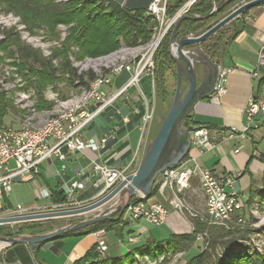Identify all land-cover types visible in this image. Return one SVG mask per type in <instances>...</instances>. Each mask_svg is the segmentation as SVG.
Segmentation results:
<instances>
[{"label": "crops", "instance_id": "1", "mask_svg": "<svg viewBox=\"0 0 264 264\" xmlns=\"http://www.w3.org/2000/svg\"><path fill=\"white\" fill-rule=\"evenodd\" d=\"M236 24L242 25L241 31L226 45L223 60L216 63L218 67L229 69L225 93L221 95L212 93L210 97L201 99L196 103L192 114L196 120L208 123L204 126L220 132L212 149H207L202 154L196 155L197 163L216 173L235 175L236 181L233 188L239 194L247 196L250 194L251 187L261 189V180H264V149L261 145L264 138V118L260 117L256 121V126L247 133H239V129L245 122L244 107L247 98L250 95L264 96V83L258 86V81L264 76V67L261 68L257 77H252L259 62L260 47L264 42V2L250 7L236 21ZM123 75L122 77H128L127 72H123ZM122 85L117 82L113 84L116 88ZM140 88L145 91L146 95H149L151 90L149 80L143 78ZM134 90L135 88H128L130 93ZM128 96L129 99L119 98L113 104L100 110L83 129L82 134L85 138L100 139L104 134H113L107 141L105 150L93 151L88 148L76 153L66 152L67 158L64 161L55 156L44 160L40 164L39 175L36 179L17 178L12 184L11 192L8 195L0 196V217L29 213L33 209L53 207L54 204L48 201L49 198L39 195L38 191L42 188H47L49 191L61 188L67 194L68 186L74 181L84 184L83 189L78 193L91 187L95 177L92 176L89 168L90 159H97L110 166L122 167L138 152L139 160L142 150V146L139 147L142 115L139 113L144 109L134 95L129 94ZM95 104L90 103L89 109L94 110ZM233 127L237 129L236 133L231 131ZM237 148L239 150L236 153L235 149ZM192 154L195 155V152L192 151ZM64 164L65 168H63ZM248 164L251 166L249 170ZM198 181V177L192 178L183 194L186 195V193L198 189L202 201L205 202ZM24 182L32 183L36 201L27 204L15 202L17 189L14 193L13 186ZM99 182L102 183L100 179ZM171 195V191L167 189L156 191L151 195L150 200H157L168 210L165 222L160 225H153L146 219L128 220L118 223L108 231L100 230L85 235H70L57 241L50 240L40 244L37 249H32L29 244L22 243V248L25 251L23 256L5 264H75L101 239L107 246L104 254L113 258L129 253L131 250L128 235H139L143 241L151 244L170 238L174 234L190 233L194 228L186 216H182L172 208ZM40 199L43 200L42 204L37 202ZM18 205L21 206L20 209L17 208ZM14 222L16 221L0 223V232L13 228L12 223ZM6 237L0 234V240H5ZM2 246L1 248L6 250L10 245ZM189 250L191 248L187 251Z\"/></svg>", "mask_w": 264, "mask_h": 264}, {"label": "built area", "instance_id": "2", "mask_svg": "<svg viewBox=\"0 0 264 264\" xmlns=\"http://www.w3.org/2000/svg\"><path fill=\"white\" fill-rule=\"evenodd\" d=\"M196 1L186 0L179 11L167 17L165 13L167 0H150L146 8V14L151 15L157 24L153 28L148 41V51L154 50L158 45L157 43L152 45L157 31L159 30L158 38L160 40L159 34L161 35V31L163 33L166 32L174 22V19L182 12H186L190 5ZM262 43L259 51V62L252 73V77H257L261 68L264 67V42ZM126 54H128V51ZM104 61L102 59L93 61V65L83 66L77 71L78 73H83L91 70L96 77L87 87L78 85V81L75 80L74 85L79 88V93H71L67 98L69 100L60 105L56 113L33 125L32 115H34V111L33 106H31L32 103H30L32 113H23V123L18 127H12L4 123L0 125V196L8 195L11 192L12 184L17 178L25 180L36 179L39 175L41 162L51 156L64 161L67 158L66 152L76 153L88 148L93 151L104 150L107 141L113 134H104L100 139L96 137L85 138L82 134L83 129L90 123L96 113L113 104L119 97L124 96L125 99H129L128 88H131V86L140 87L141 80L144 77L151 78L149 82L151 88L153 87L154 65L148 54L137 53L125 58L124 55H120L115 59L116 63L113 65H108ZM121 69L130 72V77L119 88L111 86L110 76L117 75ZM228 71V68L218 67L216 81L213 85V94L221 95L225 93ZM104 86H108L110 90L105 91ZM91 102L96 103L94 110L88 108ZM141 105L144 110L140 123L139 147L146 141L150 128L149 124L153 116L145 95L142 96ZM260 117L264 118V96L254 97L250 95L244 107L245 122L239 129V133H247L252 127L256 126V121ZM231 131L236 133L237 129L233 127ZM219 134V131L212 130L204 125H198L191 129L189 131L191 141L189 153L175 168L165 169L160 173L158 176L159 181L157 180L158 183L155 186H157V191L159 192L169 189L175 197L174 206L181 211L184 205L178 195H176V192L181 193L188 188L192 178L198 177V182H200L205 197V214L208 225L230 230L238 226L243 227L246 224V219L241 214L249 205L247 202L248 196L239 194L233 188L236 181L235 175L216 173L211 169L201 167L196 161V155H200L205 150L212 149L215 146V141ZM238 150V148L235 149V152L237 153ZM192 151L195 152V155L192 154ZM138 157V152H136L132 159L125 164L124 168H117L102 163L97 159H90L89 168L92 176L95 177L93 186L98 187L102 184L99 179L105 183V187L110 188L115 185L116 182L124 179L132 171L131 165L138 160ZM63 168H65V164ZM83 187L84 184L80 181L72 182L67 188V202L54 205V207L81 203L74 199L78 191L83 189ZM103 190L101 188L97 194L102 193ZM38 192L44 198H49L51 195V191L47 188H42ZM140 197L144 198L142 195ZM151 201L147 199L129 204L126 211V215H130L128 220L146 219L153 225H160L165 222L168 215L167 208L157 202V200L156 202ZM17 208L20 209L21 206L18 205ZM248 210L252 213L250 206H248ZM125 216L124 219H126ZM203 235L206 236L207 233L204 232ZM241 241L246 245L245 239L237 240V242ZM128 242L131 244L145 243L136 235H130ZM5 243H7L6 245L10 244L7 241ZM97 249L103 254L106 253L107 246L104 240L101 239L97 242ZM222 254L223 249L219 255L222 256Z\"/></svg>", "mask_w": 264, "mask_h": 264}, {"label": "rangeland", "instance_id": "3", "mask_svg": "<svg viewBox=\"0 0 264 264\" xmlns=\"http://www.w3.org/2000/svg\"><path fill=\"white\" fill-rule=\"evenodd\" d=\"M73 0H51L50 3L47 5H53V3L57 4H65ZM81 0H78L80 2ZM120 2H126L127 0H117ZM134 1V0H128V2ZM198 1V0H197ZM248 0H241L238 4L234 5L231 10L236 8L238 5L242 4L243 2ZM186 2V1H185ZM184 2V3H185ZM183 3V4H184ZM183 4L174 12V14L180 10V8L183 6ZM194 4V3H193ZM192 5H190L191 7ZM189 7V9H190ZM182 12L179 16H177L174 19V22L183 14H188V11ZM216 7L214 6L212 9L215 11ZM52 9L48 10L46 9L44 13L40 14L39 17L34 18L33 20L29 21V24L24 22V18L21 14L16 12H8V11H0V93L3 94V99L9 104V110L6 112V114L2 117L1 121L5 125H9L12 127H18L20 124L23 123L22 114L23 113H32L31 106H33L34 115L32 119V124L35 125L44 119L46 117L51 116L53 113H56L58 111V108H60V105L66 103L69 99L68 96L72 94H78L79 88L75 85H71L67 78L68 74L63 73L61 71V64L62 62L68 58V61L70 62L71 66L76 68V71H79L80 68L87 65H93V61H97L99 59L105 60L104 62L108 65H113L116 63L115 59L120 56L124 55L125 57H131L137 53L141 54H148L150 56V59L153 61L154 65V54L157 48L160 46V43L163 41V39L166 37L167 34L172 33L171 30L173 28V24L166 30V32L163 33L161 31V35L159 34L160 40L158 38V32L157 31L154 40L152 41V45L157 43V47L154 48L152 51H148V41L144 44H138L135 46H127L125 44H120V47L116 49L115 51H112L108 54H102L97 55V57H90L86 54L82 53V49L78 45V42H76L74 39V30L71 28L73 26L72 22L64 23L60 21L57 23L53 17L52 12L50 13ZM211 13V12H210ZM190 16V15H189ZM29 18V16L27 17ZM183 18V17H182ZM220 20V19H219ZM218 20V21H219ZM217 21V22H218ZM28 22V21H27ZM100 22V21H99ZM98 26V23H95ZM32 26V27H31ZM234 24L229 23L222 26L224 29L223 31L224 35H228L233 28ZM101 27V26H100ZM221 27V28H222ZM12 29L13 31L17 32L20 43L24 46L28 47V49H31L37 56L38 62L42 63L40 65L39 63L35 64L36 69H46L47 71L52 72L53 76H47L42 82L40 91L37 92L36 88L32 86L31 84H28L27 82L32 81L35 77L31 74L29 75L26 72L25 68H20L19 65H16L15 63L20 60L18 57L19 54L14 53L15 48L11 47L9 45H2V42L5 38V31L7 29ZM96 28L93 26V28L89 31V35L93 36L92 34ZM219 30V29H218ZM153 32V30H152ZM69 36L71 38H69ZM188 36H193L192 33ZM151 37V35H150ZM153 38V37H152ZM57 43V44H53ZM201 43V42H200ZM199 44H194L191 46H187V48L192 47H198L200 50H202L201 46ZM51 45V46H50ZM141 45V47H140ZM124 47V48H121ZM137 47V48H136ZM152 48V47H151ZM65 49L64 51H61V53H58V50ZM168 50H169V44H168ZM128 51V54H126ZM203 51V50H202ZM204 52V51H203ZM205 53V52H204ZM207 55V54H205ZM110 56V57H108ZM114 58H113V57ZM113 59H112V58ZM111 58V59H110ZM110 59V60H109ZM216 57H214L215 62ZM112 61V63H111ZM115 61V62H114ZM114 62V63H113ZM216 63V62H215ZM98 64V63H96ZM46 65V68H45ZM90 67V66H89ZM201 66L196 65V73L199 76H201L202 70L200 69ZM83 72V71H81ZM123 72L128 73V77H126L125 81L130 77V72L121 69L117 75H111L110 76V85L113 86L117 82V80H124L125 77L122 78ZM27 73V74H26ZM84 73V72H83ZM176 65L173 64L171 68L166 69L165 71V79H166V85L169 88V92H172L174 95L175 87H176ZM145 79H148L150 81V77H144ZM123 81V82H125ZM124 84V83H122ZM121 87V86H120ZM156 85L154 83V75H153V87L151 88L149 95H146L144 93V90H142L140 87L131 86V88H135L132 93L130 91H127L128 95L131 94L134 95L136 99L141 103L142 96L145 95L146 98H148V103L150 106V110L152 112V118L150 121V128L147 134L146 141L143 142L142 150H141V156L143 155L145 145L148 142V139L150 136H152L155 132L157 127V123L159 120L167 113V110L169 109L170 103L172 102L173 96L170 99V95L167 97L166 100L160 102V99L157 98L156 93ZM183 91L185 92L187 89V80L182 77V85H181ZM119 88V87H118ZM105 91L110 90L108 86H104ZM119 98L125 99L124 96H121ZM118 98V99H119ZM152 99V100H151ZM41 100L44 102H41ZM60 101V103H59ZM30 103L32 105L30 106ZM59 103V104H58ZM92 103V102H91ZM44 105V106H41ZM30 106V107H29ZM89 108V107H88ZM158 111H161L158 113ZM162 116V117H161ZM22 121V122H21ZM159 124V123H158ZM263 131V130H262ZM264 133V131H263ZM261 145H263L264 149V138L262 140ZM141 148V146H140ZM106 149V148H105ZM104 149V150H105ZM141 160V157L139 160L134 162L131 165V170L129 174L135 172L139 162ZM126 165L124 164L122 167L117 168H124ZM248 170L251 169L250 164L247 165ZM122 179H120L118 182L115 183V185L111 186L110 188L105 187V183L102 181L101 188L104 189L102 193L95 194L92 199H88V201L81 202L79 204H72V205H63V206H53V207H47V208H40V209H33L29 213H20L21 214H30V213H38V212H45V211H51V210H59V209H71L76 208L79 206L87 205L95 200H98L102 198L104 195H106L111 189H113L116 184H118ZM159 178L157 177L156 182L158 183ZM262 181V187L259 190H262L264 192V180ZM153 186L152 193H156L157 186ZM106 189H105V188ZM100 188V190H101ZM16 193L15 202L19 201L20 204H27L28 202H34L35 199V190L32 187V183L30 182H24L19 184L18 186H13V192ZM169 190V189H167ZM185 190V189H184ZM184 190L181 193L176 192V195L181 199L184 207L181 209V211L177 210V208L174 206V195L172 194L171 197V206L173 209H176L177 213H180L182 216H186L188 221L191 222L193 228H194V222L198 220V222H201L204 229L207 230V235L203 234H197L196 240L185 250V251H176L171 252L169 250H166L165 252H152L150 254H139V253H133V255H130L125 260L121 259L118 264H183L185 263L189 258L194 256L196 253L199 252L202 247L206 246V239L208 241H212V239L216 240V256L219 257L220 253L222 252L223 245H226L229 243L234 242L233 239H235L237 243V240L241 238L242 240L245 239L246 245L250 247L252 251L254 249H258L260 251H264V202L260 203L256 200L250 201L247 205V208L242 211L243 217L246 219V224L243 227H234L230 230H225L224 228H217V227H211L208 225L206 214L204 212V203L202 201V196L200 194V191L198 189H194V192L183 194ZM170 191V190H169ZM242 195V194H241ZM135 196L140 197V193H136ZM204 196V194H203ZM243 196H245L243 194ZM249 196V195H247ZM142 198V197H140ZM152 198V196L148 197V199ZM129 199L127 193L119 192L115 196H113L111 199H109L104 204L100 205L99 207L90 210L89 212H83L79 214H73V215H61L58 217H52V218H42V219H33V220H25V221H16L13 224V228L7 229V230H16V228H19L20 226L23 227H33L35 229H32L29 231V234L26 233H20L17 235L16 238H23V237H33L32 234L38 233L44 229V227H47L46 229L50 228L52 229V232L60 231L61 229L65 227H70L76 223L86 221L89 219L94 218L96 215L104 214V215H122V222L128 221L129 214L126 215V211L128 209L129 205ZM205 200V197H204ZM39 204L43 203V200L37 201ZM156 202V201H151ZM127 203V206L125 204ZM132 204V203H130ZM54 205H60V204H54ZM248 206L251 207L252 213L249 212ZM126 215V216H125ZM124 216L126 219H124ZM197 219V220H196ZM74 223V224H72ZM71 224V225H70ZM235 224V223H234ZM19 226V227H18ZM43 226V227H42ZM85 227V226H84ZM79 228V229H83ZM252 228V229H251ZM78 229V230H79ZM255 229H259L256 230ZM65 231V230H63ZM70 231V230H69ZM193 231V230H192ZM191 231V232H192ZM228 231L231 232V234H228ZM49 232V231H48ZM256 232V233H255ZM32 233V234H30ZM51 233V232H49ZM200 233V232H199ZM47 234V233H46ZM39 235V234H37ZM42 235V234H40ZM135 236V235H133ZM139 236V235H136ZM205 236V238H204ZM130 235H128V238ZM7 240H0V255L3 254L4 248H1L2 245H6L5 243ZM145 241V240H144ZM227 241V242H226ZM129 243V242H128ZM210 243V242H209ZM244 243V242H243ZM131 247L133 248L137 244H131ZM245 244V243H244ZM3 247V246H2ZM211 246H207L209 249ZM187 251L188 249H190ZM153 250V249H152ZM99 254V257H97L96 260L93 261H86L82 262L80 264H91L92 262H100L101 259H103L104 255L97 249ZM187 251L186 255L185 252ZM201 251V250H200ZM181 252V254H180ZM122 256V255H121ZM119 256V257H121ZM217 260V259H215ZM97 263V264H98ZM0 264H5V262H0Z\"/></svg>", "mask_w": 264, "mask_h": 264}, {"label": "trees", "instance_id": "4", "mask_svg": "<svg viewBox=\"0 0 264 264\" xmlns=\"http://www.w3.org/2000/svg\"><path fill=\"white\" fill-rule=\"evenodd\" d=\"M50 1L51 0H0V11L5 10L8 12L19 13L24 18V22L29 24L30 20L39 17L40 14L46 12V9H52L50 13L52 12V17L57 23L60 21L64 23H73L71 28L75 33L74 40L78 42V45L82 49V53L90 57H97V55H104L115 51L120 47L121 43L127 46H135L146 43L150 38L153 28L157 24L151 15L149 16L146 14V8L150 0H134L130 2H128V0L126 2H120L117 0H81L78 2V0H73L65 4L53 3L51 6L47 5ZM185 1L186 0H167L165 10L166 16H172ZM240 1L241 0L196 1L192 4L188 11L191 18H180L176 38L181 39L191 33L193 36H197L205 32L219 19L230 13L232 11L231 8ZM214 6L216 9L211 14L210 12H212ZM247 11L248 9L244 10L238 17H235L229 22L233 23L234 26L228 35L223 34V31L221 30L224 28L222 27L200 43L202 50L211 60L214 61V57L217 59L215 60L216 63H219V60H223L226 45L241 31L242 25L238 26L236 21H238ZM28 16L29 18H27ZM95 23H98V26ZM93 26L96 30L92 34L93 36H91L89 35V31L93 28ZM168 36L169 34L166 35L154 54L153 75L154 83L156 85V97L160 99V102L166 100L169 95L170 99L173 96V93L169 92L165 79L166 69L171 68V66L175 64L168 50ZM69 38L71 37L69 36ZM3 44L15 48L13 54H19L18 57L20 58V60H18L15 64L19 65L20 68H25L29 75H34L35 78L32 81L29 79L27 83L34 86L37 92H39L41 86H43V80L47 78V76H53L54 69L51 70L52 72L47 71L46 65V69H36L35 64L39 63L42 65V63L38 62L36 54L31 49H28V47L20 43L17 32L13 31L11 28L5 31V38L2 45ZM64 50L65 49L58 50V53H61V51ZM61 71H63L65 75L66 73L68 74L67 80L71 85H74V81L77 80L78 85L87 87L96 77L95 73L91 70L84 73H78L76 68L71 66L68 58L62 62ZM125 79L126 77L124 80H117V83L122 84ZM261 83H264V76L258 81V86L261 85ZM2 96L3 94L0 93V125L3 124L1 121L2 117L9 110V104ZM41 102L43 101L41 100ZM159 112L161 111H158V113ZM142 113L143 111H140L139 115H142ZM164 116H161L162 118L159 120V124L157 123V127L154 128L156 129L154 134L156 133L157 128H159ZM205 124L208 123H202L201 121L196 120L192 112H190L183 119L181 128L190 131L198 125ZM154 134L150 136L148 140H150ZM101 186L102 185L95 187L92 182L91 187H87L79 192L74 200L78 202H85L88 201V199H92V197L100 190ZM151 195L144 198L133 195L129 197V204L145 201ZM255 199L260 203L264 202V192L251 187L247 202L250 203V201ZM67 200V195L60 188V190L51 191L48 201L52 204H64ZM121 220L122 215H110V218H102L91 225L85 226L83 229L57 231V237L53 239V241L60 240L70 235H85L100 230L108 231L118 223L122 222ZM46 228L47 227H44V229L38 233L30 234H32V236H38L37 234H46L48 231L52 232V229ZM32 229H35L34 225L33 227L20 226L19 228H16V230H7L5 232L1 231L0 234L2 236L16 238L20 233L29 234V231ZM206 231L207 230L204 229L201 222H198L197 220L194 222V229L190 233L174 234L171 235L170 238H166L157 243L150 244L146 241L145 243L137 244L131 248L129 253H126L121 257L118 256L109 258L103 254L104 258L101 259L99 263L92 262L91 264H118L121 259L125 260L130 255H133V253L150 254L151 251L165 252L166 250H169L172 253L177 250L185 251L196 240L198 237L197 234H203ZM228 234H231V232L228 231ZM206 240V246H203L202 249H200L201 251L199 250L198 253L189 258L184 264H264V251H260L258 249H254V251H252L250 247H247L242 241L237 242L236 244H234V242H236L235 239H233V243H230L229 241L228 244L223 245L222 256L217 257L215 253L216 240ZM207 246L211 247L208 249ZM22 247L23 244H11L6 248V250H4L3 254L0 255V262L11 263L16 258H21L25 253ZM99 254L100 253L97 251V245L95 244L81 259L75 262V264H80L88 260H96L97 257H99Z\"/></svg>", "mask_w": 264, "mask_h": 264}, {"label": "water", "instance_id": "5", "mask_svg": "<svg viewBox=\"0 0 264 264\" xmlns=\"http://www.w3.org/2000/svg\"><path fill=\"white\" fill-rule=\"evenodd\" d=\"M264 0H248L234 8L230 13L213 24L205 32L197 36H186L177 39V28L180 18L189 17L187 14L181 15L173 24L169 39V53L176 65V87L172 102L169 106L167 114L162 119V122L157 128L154 136L148 140L145 145L141 160L135 172L128 174L116 186L111 189L102 198L95 200L87 205L79 206L71 209H59L38 213L21 214L8 217H0V223L25 221L42 218H52L63 215L79 214L93 210L107 202L119 192L127 193L128 198L140 193L143 197L152 194L153 186L156 184V179L165 169L175 168L178 163L190 151L191 141L189 132L181 128L183 119L194 110L197 102L201 99L210 97L213 93L214 84L218 72L217 64L211 60L198 47H190L194 44H199L207 37L215 33L222 26L230 22L235 17L239 16L244 10L252 6L263 3ZM212 14V12H211ZM196 65L201 66L202 74L199 76L196 73ZM182 77L187 80V89L184 92L182 85ZM127 206V203L125 204ZM108 219L109 215H96L94 218L76 223L70 227H65L63 230H76L84 226L93 224L100 219ZM57 237V231L42 234L33 237L13 238L6 237L5 240L11 244H29L32 249L39 248L40 244L49 242Z\"/></svg>", "mask_w": 264, "mask_h": 264}]
</instances>
